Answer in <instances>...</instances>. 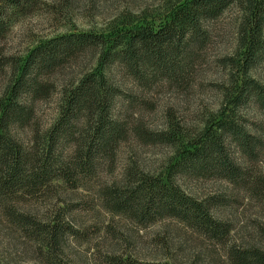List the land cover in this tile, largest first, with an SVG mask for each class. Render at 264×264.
<instances>
[{
	"label": "trees",
	"instance_id": "obj_1",
	"mask_svg": "<svg viewBox=\"0 0 264 264\" xmlns=\"http://www.w3.org/2000/svg\"><path fill=\"white\" fill-rule=\"evenodd\" d=\"M179 2L158 23L119 24L109 33L64 34L12 56L7 39L13 26L37 13L42 0H0V75L11 74L0 95V210L12 226L41 244L47 264H65L58 251L71 229L60 220H38L18 206L52 191L57 182L76 187L111 170L131 136L142 142L158 140L142 125L130 123L138 100L112 82L109 69L118 66L148 92L160 85L188 90L209 48L212 23L232 10L240 14L241 53L223 63L230 69L231 86L226 87L224 106L215 120L190 136L172 172L198 180L221 179L264 197V175L254 167L263 139L251 132L240 112L248 106L264 112V84L252 76L264 66V0ZM71 70L76 74L69 78ZM53 96L59 102L58 116L42 131L38 104ZM26 128L32 130L29 147L14 136ZM233 149L247 166L235 160ZM102 198L111 213L143 227L173 219L217 244H226L232 232L228 223L213 216L218 203L193 198L179 186L136 169L122 184L104 189ZM230 259L232 264H264V250L233 248ZM109 264L164 263L111 256Z\"/></svg>",
	"mask_w": 264,
	"mask_h": 264
},
{
	"label": "rangeland",
	"instance_id": "obj_2",
	"mask_svg": "<svg viewBox=\"0 0 264 264\" xmlns=\"http://www.w3.org/2000/svg\"><path fill=\"white\" fill-rule=\"evenodd\" d=\"M181 0H42L37 13L17 22L7 39L10 55L22 56L41 41L78 32L109 33L119 24L158 23L167 18ZM237 10L226 13L211 25L212 38L198 76L185 91L156 86L153 92L137 87L118 66L109 69L113 83L138 100L130 114V123L142 125L156 137L142 142L131 136L122 144L111 170H105L76 187L63 182L47 194L18 206L46 223L62 222L71 229L63 237L59 259L65 264H109L111 256H124L144 263L232 264L233 248L264 250V197L221 179H195L173 173L172 167L194 131L219 115L225 103L230 69L225 59L240 57ZM229 61V60H228ZM228 61H226L228 63ZM89 64L90 61H86ZM85 64V65H86ZM68 71L73 77L80 69ZM8 74L0 75V95L5 91ZM264 84V66L252 72ZM58 99L53 96L38 104L37 123L48 129L58 116ZM126 108V107H124ZM253 134L263 139L264 112L255 106L241 111ZM25 147L32 130L14 132ZM233 157L248 164L237 151ZM255 171L264 175V148ZM157 176L179 186L201 201L218 203L212 208L215 219L228 223L232 232L226 244L212 242L181 222L165 219L143 227L124 215H115L105 207L102 191L111 184H122L129 172ZM41 244L12 226L0 210V264H47Z\"/></svg>",
	"mask_w": 264,
	"mask_h": 264
}]
</instances>
